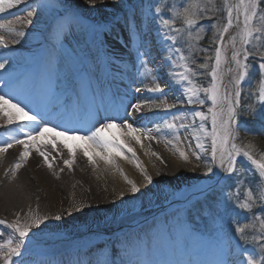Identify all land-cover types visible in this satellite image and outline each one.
<instances>
[{
  "label": "snow or ice",
  "instance_id": "snow-or-ice-1",
  "mask_svg": "<svg viewBox=\"0 0 264 264\" xmlns=\"http://www.w3.org/2000/svg\"><path fill=\"white\" fill-rule=\"evenodd\" d=\"M21 3L22 0H0V13ZM85 3L96 12L109 10L104 0H101V8L95 7L97 0H85ZM111 4L116 7L111 8L110 16L95 19L86 15L80 0H30L23 9V19L18 13L14 20H0V33L15 32L20 37L25 33L15 28L16 23L33 24L35 16L36 22L44 24L41 32L44 70L32 80L30 90L34 100L43 97L45 101V106L39 110L37 107L26 110L19 99L13 102L14 82H4L0 87V117L7 125L19 129L28 127L29 130L24 132L23 138L10 135L0 146V152L21 144L25 149L21 155L27 159L30 145H36L46 132L55 131V124L49 127L53 118L71 123L87 113L94 122L83 135L72 136V139L88 143L92 152L106 164L113 162V156L130 159L124 149L134 159L135 152L131 147L117 137L105 135L110 129L119 127L141 143L140 136L151 141L157 139L153 132L161 131V124L154 129L139 124L134 126L128 118L141 112L143 105L133 103L135 97L128 99L130 91L121 95L118 90L111 89L112 81L106 78L111 71L121 77L127 74L128 89H131L136 83L128 68L131 65V69H138L140 75L150 78L151 86L146 91L159 94L156 98L163 110L171 113V119L161 118L162 127L176 140H179V130L188 129L195 120L187 123L185 113L171 110L185 101L188 105L203 107L205 99L200 93L211 102L208 114L202 110L191 113L201 121L198 125L200 134L192 135L195 148L209 151L202 142V135L211 140L210 158L203 164L202 172L207 179L178 193L174 202L183 207L166 215L158 224L154 223L150 236L141 237L139 233L125 232L122 228L119 232L110 229L92 232L89 229L93 238L74 244L67 253L56 251L55 241L45 237L46 230L55 232L59 228V225L50 228L45 223L47 217L30 212V222L21 223L18 216L13 222L0 220V225L11 230L6 239L5 233L0 231V264H264V149L257 151L253 143L255 137L241 139L237 131L238 118L246 116L255 125L256 135L264 136V0H238L234 4L223 0V8H215V11L227 13L222 24L209 15L215 0H186L179 5H166L171 16L162 14L160 0H154L147 6L148 20L150 25H158L155 31L161 35L157 39L166 53L158 66L148 39L152 29L145 32L138 23L144 15V5L133 4L130 0H111ZM206 19L213 20L210 29L216 30L210 38V45H216L212 67L208 63L211 56L204 62H197L193 55L196 47L192 41L203 38L204 27L200 22ZM177 21H180L179 26ZM234 27H242V31L225 41V35ZM122 32H127V39ZM107 37H112L126 50L128 61L115 51ZM229 45L232 49L230 58L225 56ZM0 47L8 48L3 34H0ZM199 51L207 52L208 49ZM223 64L229 65L226 71L232 74L226 84L222 79ZM3 69L5 64L0 63V70ZM196 69L207 70V75L211 76L210 86L198 87L193 82V76L205 74ZM162 71L168 77L165 86L176 85L181 90L172 103L167 101L168 93L160 83ZM222 85L226 91L222 90ZM245 89L248 94L242 104L241 93ZM142 91L145 89L139 85L135 87L136 93ZM253 100L255 103H251ZM209 118L210 130L203 123ZM66 132L67 129L57 131L56 135ZM167 143L172 144V141ZM36 151L51 168L49 155L40 147ZM177 151L181 159H189L184 150L177 148ZM69 153L72 154V149ZM83 154L94 163L88 148L83 149ZM152 155L161 159L158 153ZM192 155L197 161L202 160L198 152ZM63 162L71 169L74 158ZM21 166L20 163L14 165L16 169ZM135 166L151 184L152 177L138 160ZM125 180L131 186L134 199L139 198L137 193L140 197L147 195L126 176ZM54 219L60 221L61 216ZM162 252L167 258H158Z\"/></svg>",
  "mask_w": 264,
  "mask_h": 264
},
{
  "label": "bare ground",
  "instance_id": "bare-ground-1",
  "mask_svg": "<svg viewBox=\"0 0 264 264\" xmlns=\"http://www.w3.org/2000/svg\"><path fill=\"white\" fill-rule=\"evenodd\" d=\"M141 1L142 0H130L133 4H140ZM28 2H30V0H22V3L17 7L0 13V20H14L18 13L21 14V19H23V9ZM37 2H39V0H37ZM80 2L84 5L86 15L95 19H103L106 16H110L112 14L111 8L116 7L111 4V0H104V3L109 6V10L96 12L91 10L90 6L85 3V0H80ZM234 3H238V0H234ZM95 7L101 8V0H97ZM143 12L144 15L138 20V23L142 24L145 32H149L150 28L152 29L148 39L151 40L152 56L155 58V64L158 66L164 55H166L160 48V41L157 39L158 35L161 34L155 31L158 25H150L148 12ZM32 19L34 21L33 24H15L17 30L25 33L23 37L17 36L15 32L9 33L5 31L0 33L3 34L8 41V48L0 47V63L5 64V69L0 70V87L3 86L6 80L13 81V102L19 99L26 110L33 107H37V110H39V108L45 106L44 98L40 97L34 100L31 95L30 84L32 80L38 78L44 70L41 63V53L43 50L41 32L44 29V24L42 22H36L35 16ZM241 31L242 27L230 29L229 33L225 35V41H228L231 36L237 35V33ZM122 34L127 36V32H122ZM107 39L115 51L123 55L125 61H128L129 57L126 54V50L119 47V44L112 37H107ZM14 41L19 42L16 43ZM237 47H239V45H237ZM231 52L232 49L229 45L226 50V57L230 58ZM231 66L234 67V64ZM228 67V64L225 66L222 65V68L225 69V72L222 74L224 84H226L232 76L231 73L226 71ZM128 68L131 70L136 80V83L132 84L131 89H128L129 77L127 74L121 77L115 71H111L106 76L108 80L112 81L111 89L113 91L118 90L121 95L126 91H130L131 96H129L128 99L135 97L136 99L133 100V103H141L143 105L141 112L136 113L134 116H130L128 120L133 122L134 126L139 124L140 126L154 129L157 124H161L162 127L161 118L170 117L171 113H165L163 110L160 100L156 98L159 94L146 91V89L151 86L150 78L140 75V70L138 69H131V65H129ZM164 71H166V69ZM164 71L161 72L162 79L160 83L161 86L165 87L168 93L167 101L172 103L175 97L180 95L181 90L176 85L165 86L164 81L167 80L168 77L164 75ZM141 80H143L142 84L139 83ZM137 85L145 89V91L136 93L135 87ZM108 87L109 86L106 84L105 88L107 89ZM222 90L226 91V89H223V85ZM5 91H7V89H5ZM180 98L184 99L183 96H180ZM125 102L127 103V100ZM198 107L202 108L201 106ZM191 109L192 106L188 105L185 101L182 107L177 104V107L171 111L184 112ZM185 114L188 117V114ZM193 120H195L196 123L199 122L198 118L193 117ZM93 122L94 120L87 113L82 114L77 120L71 123L53 118L49 127L55 124V131L46 132L44 137L38 139L36 145H30V156L27 159H24L21 155L25 150L24 146L21 144H14L7 152H0V215H5L7 213L12 216V221H15L18 216L17 213L22 212V216L18 217L21 223H23L25 220H29L30 222L29 211L32 215L44 217H47V212H51V215H55L57 212L67 215H69V213H74L76 220L81 223L80 227H73L72 224H68L62 219V224L55 233L61 236L63 235V238H53L56 240L55 243L61 241L66 243V246L61 250V252L65 253L71 250L75 241L82 240L80 232H82L83 229L88 232V236H86L87 239L93 238L89 229H91L92 232H96L98 229L101 230V232L105 231V225L102 226V224L108 221V219L110 221L118 218L133 219L138 216L144 219L161 210L169 213L178 208H182L183 204L174 202L176 199L172 203L165 202L162 198V193L166 192L167 189L171 187L176 190L178 194L181 191H187L189 185H195L190 183V177H192L189 171L190 169L186 167V165L180 163L174 154L165 150L166 145L168 146L167 140L163 141L165 147L159 145L157 139L149 141L143 136H140L141 143H137L131 135H126L124 130L119 127L110 129L105 135L117 137L118 140L126 143L134 150L135 158L133 159L132 154L128 153L127 149H124L125 154L130 159L126 160L121 159L119 156H113V162L111 164H106L92 152L88 143L83 140L71 138L72 136L83 135L84 130L91 127ZM189 128L180 129L179 132H183V134L187 133L184 139L191 143L193 139L191 134V136L188 135V132L191 131ZM65 129H67L65 135H56L57 131H64ZM163 129L165 134H171L167 129ZM28 130V127L19 129L15 125H7L5 120L0 117V134L4 132H8L9 134L14 133L23 138L24 132ZM157 134L158 132H153L155 137ZM136 135L139 136L140 134L137 133ZM205 140L206 139L203 138L202 135V142L204 143ZM5 141L7 140L0 137V146H3V142ZM193 143L195 144L196 141L193 140ZM141 144L143 146H141ZM53 146H55V148ZM37 147H40L49 155V162L53 164L51 168L48 167V163H46L44 158L36 151ZM84 148L89 149V155L92 156L94 163H90L88 158L84 156ZM69 149H72V154L69 153ZM197 150L199 151L200 149ZM57 152H59V155H57ZM153 152L158 153L160 158L164 161L166 172L170 171L172 175L174 173V180H172V177L165 176L164 167L161 168L164 169V171H158L157 162L154 160L157 158L152 155ZM53 157H55L54 160L52 159ZM73 158L74 163L72 168L69 169L64 165L63 161ZM1 159L4 161H1ZM161 159L157 160L160 161ZM136 160L142 164L147 175L152 177L151 184L144 179L141 170L135 166ZM16 163H20L22 166L16 169L14 167ZM28 168H30L31 171H28ZM61 169H63V171H61ZM12 176L15 177L16 182L11 180ZM125 176L135 182L141 189V192H145L147 195L140 197V194L137 193L135 195L139 198L134 199L130 191L131 186L126 182ZM204 180L206 179L200 182ZM53 187L62 195L60 202L49 199V196L52 197V193L54 192V189L52 190ZM149 189H151V191H149ZM25 208L28 209L25 211ZM100 213H103V218L98 217ZM168 213L166 214L169 215ZM48 215L49 217H47V219L50 221L52 216H50V214ZM90 216H92L91 220H93V218L95 219L92 224L86 223L89 221L88 219ZM91 225L94 227H91ZM145 226L147 227L148 225H138L134 223L110 230L119 232L121 228H124L125 230L123 231L125 232L140 234V231ZM50 228L54 227L51 226ZM32 230L35 231L36 229ZM47 232L50 231L46 230V233ZM147 235L150 236L151 233ZM140 236L145 237L144 235ZM158 258H167L166 253L162 252Z\"/></svg>",
  "mask_w": 264,
  "mask_h": 264
},
{
  "label": "rangeland",
  "instance_id": "rangeland-1",
  "mask_svg": "<svg viewBox=\"0 0 264 264\" xmlns=\"http://www.w3.org/2000/svg\"><path fill=\"white\" fill-rule=\"evenodd\" d=\"M233 1L234 0H229L230 3H233ZM153 2H154V0H142L141 3L144 5L143 11L148 12L147 6L150 3H153ZM182 2H186V0H160V6L162 7V14L167 15V16H171V13L168 11L166 5H179ZM177 23H178L177 26H179L180 25V21H177ZM215 31L216 30L213 28V34L215 33ZM194 34H195V30H194ZM124 36H125V39H127V36L126 35H124ZM193 41H195V40H193ZM193 41H192V43H193ZM166 43H169V42H166ZM193 45H194V43H193ZM119 47H121V46L119 45ZM225 56H226V52H225ZM214 60H215V56H214ZM225 65L226 64H223V66H225ZM213 66H214V64H213ZM196 71L198 73H200V72L203 71V73H205V74H203L202 76L201 75L193 76L192 77L193 82L198 87H208V86H210L211 76L210 75L209 76L207 75V70H204V69H196ZM201 80H202V82H204V80H205V82L207 83V85L206 86L205 85H201V83H200ZM200 95H201L202 98L205 99V104H204V106L202 108H199L198 107L200 105H191L192 106V109L191 110L184 111L185 113L188 114V117L186 119L187 123H190L191 124V122L193 121V116L191 115V113L194 110H202L206 114H208L207 113V109H208V107L211 106V102L208 101L207 98L203 96V93H200ZM241 97H242V93H241ZM178 106L182 107L183 104H178ZM171 118H172L171 116L170 117H166V119H171ZM203 123H204L205 128H207L209 130L211 129L210 118H209L208 121H205ZM200 124H201V121H199L197 123L195 122L194 124H191V127L189 128L191 131H189L190 133L188 132V135H190V134L193 135L194 133L195 134H200L199 133V129H198V125H200ZM3 126H5V125H3ZM10 135L11 136H17L14 133L9 134L8 132H4V133L0 134V137L3 138V139H5V140H8V137ZM185 136H187V133H184L183 134V132H182V133H180L179 140H176V139L173 138L172 134H165L164 133V129L161 127V131L158 132V134H157L156 137H157L158 144L161 145V146H164L165 145V144H163V141L164 140H167V142L169 140L172 141V144H170V146H169V144H168V146L166 145V147L164 146L165 147V150L170 151V153L174 154L178 158V160H179L180 163L186 165V167H188L190 169L189 171H190V173L192 175V177H190L191 178L190 179V183L191 184H196V183L200 182L203 179H207V177L203 178L201 176L200 168H201V164L203 165L210 158V145H211L210 141L211 140L210 139H206L204 141L205 148L208 149L209 151H202V150H199L198 151L197 149H195V144L193 143V140L194 139L190 143L188 140H185L184 139ZM239 136L241 137V135H239ZM177 148H179L180 150H184L186 153H188L189 159L187 161H185V160H183V159L180 158L179 153L177 151ZM193 152H198L201 155L202 160L197 161L196 158H195V156L192 155ZM154 160H156V162H157V169H158V171L159 172H161V170L164 171V169H161L162 167L166 166L165 163H163L164 161L162 159L160 161H158L157 159H154ZM28 171H31V169L28 168ZM164 174H165V176L172 177V180H174V177H175L174 176V173L172 175L170 173V171L166 172V168H165V173ZM172 182H174V181H172ZM172 184H174V183H172ZM52 190L54 192L52 193V197L49 196V199H51L53 201L60 202L61 199H62L61 193L57 189H55L54 187L52 188ZM176 197H177V192H176V190H174L171 187H169V189H167L166 192H163L162 193V198H163V200L165 202L172 203L176 199ZM27 209L25 208V211ZM173 212L174 211H171V212L168 213L167 211L161 210V211H158V212L153 213L151 216L146 217L144 219L141 216H138V217L133 218V219H129V218H118V219H114L112 221H110L108 219V221H105L102 224V226L105 225L104 226L105 229H116V228H120V227H125L127 224H134V223H136L138 225H140V224H146L148 226L147 227L146 226L143 227L142 230L140 231V235H144L145 236V234L152 233V231H153L152 226H153L154 223L155 224H158L167 215L166 213H168L169 214L168 216H170ZM29 213H30V211H29ZM17 214H18L19 217H21L23 213L20 212V213H17ZM48 214H50V216H52V219L50 221H48V219H47L45 223H48L49 225H51L54 228H55L56 225H59L60 226L62 224V219L66 223L72 224V226L73 227H76V228H79L80 225H81L80 221H77L76 218L74 217L75 216L74 213H71V215H67L65 213H61V212L58 213L57 212L55 215H51L52 214L51 212H47L46 213V216L47 217H49ZM58 214H59V216H62L60 221H56L54 219V217L57 216ZM98 217L99 218H103L104 217L103 213H100L98 215ZM11 218H12V216L9 215V214H7V213L5 215H0V220H6L8 222H13ZM91 219H92V216L89 217V219H88L89 221L86 222V223L92 224L95 219L94 218H93V220H91ZM91 227H94V226L91 225ZM123 230H125V229L123 228ZM0 231H3L5 233V237H4L5 239L7 238V235L11 232V230L10 229H7L5 225H0ZM83 231H84V229H83ZM83 231L80 232V235L82 236V240L87 239L86 236H88V234H87L88 232L87 231H84L83 232ZM97 231H100L101 232V230H99V229L96 230V232ZM45 237L54 240V239L60 238V237L63 238V235L61 236V235H59L58 233H55V232H47V233H45ZM82 240L75 241V244L81 242ZM54 241H56V240H54ZM65 246H66V243L63 242V241H61L59 243H55L54 244V249L56 251L61 252L62 248H64Z\"/></svg>",
  "mask_w": 264,
  "mask_h": 264
},
{
  "label": "trees",
  "instance_id": "trees-1",
  "mask_svg": "<svg viewBox=\"0 0 264 264\" xmlns=\"http://www.w3.org/2000/svg\"><path fill=\"white\" fill-rule=\"evenodd\" d=\"M213 7V11L209 13V15H212L214 18V21L218 24H222L225 22L226 19V11H215V8H223V0H215V6H210ZM203 24L204 31L201 33V36L203 37L199 41H193L194 46L196 47V51L193 53L195 56L197 62H204L205 58L208 56H211L212 59L209 60V67H212L214 64V48L216 45H210V38L213 36V28L210 29V25L213 23V20H204L200 22ZM178 24V23H177ZM197 28H199V25H197ZM185 53L187 54V45H184ZM199 49H208L207 52H201ZM191 67L195 68V65H191ZM203 72V71H202ZM202 76V75H201ZM200 76V77H201ZM209 76V75H208ZM207 79V78H206ZM199 80V79H198ZM201 85H207V83L200 81ZM242 89H244V85H242ZM253 91L255 90L254 88L252 89ZM248 94V90H242V104L244 103V98ZM251 103H255V101H251ZM246 107V105H245ZM238 132L241 135V139H244L246 136L247 137H255L253 143L256 145V150L259 151L261 149H264V136H258L255 133V125L251 123V121L246 117V116H241L238 118ZM248 165L245 164V167ZM203 165L201 164V176L203 172Z\"/></svg>",
  "mask_w": 264,
  "mask_h": 264
}]
</instances>
